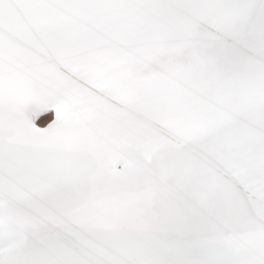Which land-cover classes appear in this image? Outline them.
I'll return each instance as SVG.
<instances>
[{"label":"snow or ice","instance_id":"obj_1","mask_svg":"<svg viewBox=\"0 0 264 264\" xmlns=\"http://www.w3.org/2000/svg\"><path fill=\"white\" fill-rule=\"evenodd\" d=\"M0 264H264V0H0Z\"/></svg>","mask_w":264,"mask_h":264},{"label":"bare ground","instance_id":"obj_2","mask_svg":"<svg viewBox=\"0 0 264 264\" xmlns=\"http://www.w3.org/2000/svg\"><path fill=\"white\" fill-rule=\"evenodd\" d=\"M49 116V118L47 119V120H51L52 119V116L51 115H48ZM48 116H46V117H48ZM45 117V118H46ZM39 123H41V121H39ZM42 124V123H41Z\"/></svg>","mask_w":264,"mask_h":264},{"label":"rangeland","instance_id":"obj_3","mask_svg":"<svg viewBox=\"0 0 264 264\" xmlns=\"http://www.w3.org/2000/svg\"><path fill=\"white\" fill-rule=\"evenodd\" d=\"M48 118H49V116H48V117H46V118H45V120H47ZM41 123H44V121H41Z\"/></svg>","mask_w":264,"mask_h":264}]
</instances>
